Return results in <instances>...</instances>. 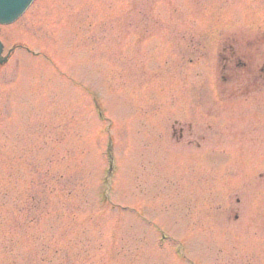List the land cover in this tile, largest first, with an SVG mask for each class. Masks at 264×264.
<instances>
[{
  "label": "rangeland",
  "instance_id": "rangeland-1",
  "mask_svg": "<svg viewBox=\"0 0 264 264\" xmlns=\"http://www.w3.org/2000/svg\"><path fill=\"white\" fill-rule=\"evenodd\" d=\"M0 41V264H264V0H35Z\"/></svg>",
  "mask_w": 264,
  "mask_h": 264
},
{
  "label": "flooded vegetation",
  "instance_id": "flooded-vegetation-1",
  "mask_svg": "<svg viewBox=\"0 0 264 264\" xmlns=\"http://www.w3.org/2000/svg\"><path fill=\"white\" fill-rule=\"evenodd\" d=\"M244 42H246L247 44L250 43L248 40H245ZM225 44L227 46H231L238 44V42L232 36L231 39H229L228 37L225 39ZM232 51H234V49L232 50L230 47H228L225 50V57H223V61L226 62V65L224 66L223 73L219 74V77H217V75H214V78L216 79L218 83L217 87H219L220 92L222 96L225 98V100H230V99L232 100L234 99V97H238V96L239 98L240 96H242L243 99L245 100V98L246 99L249 98L248 96H246L247 93L253 91L254 94L255 92L259 91L257 89H259L261 86L257 85L258 78L257 75L255 74L254 69L239 68L245 66V64L242 61L244 59V55ZM259 71L264 72V68H260ZM242 72H245V74H243ZM244 75H246L245 80L242 79V76ZM246 81L249 82L246 83ZM215 118L216 120L220 119L219 116L204 117V119L208 122ZM177 126H179V124ZM221 127L218 128L217 130L219 131ZM190 129L191 127L187 128V130ZM208 129L211 131L212 127L208 126ZM175 130L176 131H174V134H179L180 136L179 138H182L184 128L179 127Z\"/></svg>",
  "mask_w": 264,
  "mask_h": 264
},
{
  "label": "water",
  "instance_id": "water-1",
  "mask_svg": "<svg viewBox=\"0 0 264 264\" xmlns=\"http://www.w3.org/2000/svg\"><path fill=\"white\" fill-rule=\"evenodd\" d=\"M31 1L32 0H0V24L15 20L27 8Z\"/></svg>",
  "mask_w": 264,
  "mask_h": 264
}]
</instances>
